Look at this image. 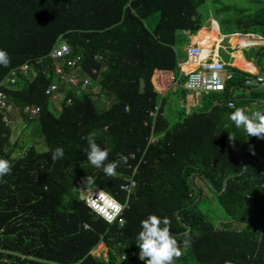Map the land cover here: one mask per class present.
<instances>
[{
  "label": "trees",
  "instance_id": "trees-1",
  "mask_svg": "<svg viewBox=\"0 0 264 264\" xmlns=\"http://www.w3.org/2000/svg\"><path fill=\"white\" fill-rule=\"evenodd\" d=\"M206 1L0 0V49L10 60L0 66V86L31 66L15 87L0 89L17 107L13 122L22 117L26 127L37 124L47 147L40 152L32 145L16 157L20 143L12 144V128L0 122V158L12 169L0 177V264H143L122 258L139 251L135 237L149 214L169 219L182 247L174 264L189 256L196 264H264V139L247 137L227 118L236 108L264 110V87H246L249 75L230 68L236 75L224 93L203 97L199 112L184 110L172 125L165 98L173 91L161 96L152 84L157 71L183 79L178 35H198V10ZM261 10L256 24L245 23L239 34L257 24L264 28ZM156 13L160 20L152 31L146 21ZM60 43L70 47L67 59L81 58L79 74L99 71L93 83L105 103L92 93L69 92L72 104L53 112L46 91L56 81L50 55ZM96 54L105 58L104 72ZM32 106L41 109L35 119L24 114ZM93 132L96 143L109 149L108 161L127 158L118 175L107 177L87 162L85 137ZM56 147L64 156L52 161ZM130 179L137 186L127 197L121 186ZM197 180L212 195L214 215L200 208L206 188ZM82 188L100 189L122 204L128 199L124 223L120 217L108 224L94 214L80 199ZM219 219L229 224L219 227ZM101 244L107 260L93 256Z\"/></svg>",
  "mask_w": 264,
  "mask_h": 264
},
{
  "label": "built area",
  "instance_id": "built-area-1",
  "mask_svg": "<svg viewBox=\"0 0 264 264\" xmlns=\"http://www.w3.org/2000/svg\"><path fill=\"white\" fill-rule=\"evenodd\" d=\"M183 36H188V32H181ZM179 34V35H180ZM178 35V37H179ZM235 37H238L236 35ZM244 38H247V41H252L251 38H255V36L248 35ZM261 39V38H260ZM224 40L222 39L221 43ZM219 44V42H218ZM219 46V45H218ZM245 48H250V45H246ZM70 47L68 44H61L57 46L51 53L50 58L53 60L54 67V75L56 78L55 83L51 84L47 91L46 95L50 98L53 109L57 111L60 108H63V105L70 106L72 104V99L67 98V94L69 92L79 93H98V88L95 87L93 83V77L99 75V71L97 69H91V74H79L77 70L80 68L81 58H76L74 60H69L67 57L70 54ZM186 56L188 58V63L190 62L195 66V70L190 71L186 74L182 72V78H185L184 84H182L181 77H176V75L171 71H157L153 78L152 84L156 90V92L161 96H166L168 92L176 91L177 89H184L188 94H191L194 98L193 106L196 107L203 97L212 94H222L226 90V86L230 83L234 76L235 72L230 71V68H235L238 71L243 72L241 69L224 63L220 60L219 56V47H215L213 50L206 51L204 47L198 45H190L186 49ZM93 59L102 65V70L105 71L107 69L105 58L101 54L94 55ZM31 66L26 64L13 72L0 86L8 89H12L15 87L17 83L16 77L18 75L22 77H27L30 75ZM76 72V73H75ZM85 75V76H83ZM260 77H264L261 75H251L247 77L245 86L249 88L253 87H264V80L260 79ZM197 101V102H196ZM229 108L234 107V103H229ZM17 110L16 105L10 99L8 94L0 89V122L5 123L7 127H13V116L15 115ZM160 108L157 107L155 111L150 113L152 118H156L159 114ZM41 109L39 107H26L24 110V114L29 118L35 119L40 116ZM189 112V111H188ZM152 144L157 142V138H151L150 141ZM130 182L121 186V191L127 194V197L133 192L136 188V182L133 179L129 180ZM97 191L101 190H84L82 191L81 200L87 205L86 200H90L93 194ZM117 200V199H116ZM118 201V200H117ZM119 202V201H118ZM125 203H127L128 208V199H126ZM88 207V206H87ZM89 208V207H88ZM125 209L113 220L115 223L123 214ZM109 224V223H108ZM103 247V244L100 246ZM138 252H132L128 255L127 259L123 257L122 259L129 260L132 263H139L141 260L138 259Z\"/></svg>",
  "mask_w": 264,
  "mask_h": 264
},
{
  "label": "clouds",
  "instance_id": "clouds-1",
  "mask_svg": "<svg viewBox=\"0 0 264 264\" xmlns=\"http://www.w3.org/2000/svg\"><path fill=\"white\" fill-rule=\"evenodd\" d=\"M209 31L211 32V30ZM236 35H238L239 38L252 35L256 38L264 39V36H256L250 34V32L248 34L235 33L231 36L235 37ZM231 38L232 37L228 36L223 38V40L225 42ZM244 39L247 40V38ZM61 44L63 43H60L59 45ZM9 63L10 60L8 53L5 50L0 49V66L7 67ZM255 74L256 69L253 68L251 75L256 76ZM260 79L264 80V77H260ZM54 112L57 111L54 110ZM227 118L230 122H232L236 129L245 133L247 137L253 136L257 139H264V110H257L249 114L246 108H236L234 111L228 113ZM95 136L96 133L93 132L89 133V135L85 137L88 144V148L85 152L87 162L96 169H100L107 177H114L118 175L116 169L121 162L126 163L127 158L121 155L119 160L108 161L109 149L100 147L95 141ZM63 156L64 149L62 147H56L51 152L52 161L63 158ZM11 171L12 169L9 161L0 158V177L10 174ZM83 183L86 186L91 184L92 177H87ZM84 190L100 189L82 188L80 190V199L82 197V191ZM86 203V206H88L94 214L98 215L109 224H111L113 220H115L116 217L119 216V214L127 207V203L122 204L118 202L109 193L102 190L95 192L90 200H86ZM71 210L72 209H69V211ZM120 223H124L123 217L120 218ZM169 225L170 221L167 217H161L155 214H149L145 218L141 219L139 231L135 237V245L139 249L138 259L143 261V264H174L175 258H179L182 255V247L178 245L177 240L171 234ZM189 244L190 240L188 239H185L182 242L183 247H187ZM125 259H127L126 256Z\"/></svg>",
  "mask_w": 264,
  "mask_h": 264
},
{
  "label": "rangeland",
  "instance_id": "rangeland-1",
  "mask_svg": "<svg viewBox=\"0 0 264 264\" xmlns=\"http://www.w3.org/2000/svg\"><path fill=\"white\" fill-rule=\"evenodd\" d=\"M264 8V0H207L205 5L201 7L198 12L200 15L201 25L203 28H206L208 31L211 29L212 21L215 20L219 24L220 28V36H231L235 33H245V29L243 28L245 23H249L251 25L256 24L254 23V18L257 14H259ZM160 20V13H156L152 15L150 18L147 19L146 24L150 30H155L157 24ZM263 27L257 26L249 28L250 34L256 35V36H264ZM208 34H205L203 36V40L205 43V50L210 51V47L213 45V37H208ZM202 37V34L199 35L198 40ZM181 36L179 37V40H181ZM232 45L240 44H254L257 43L255 41H247L244 38H231ZM225 47H228L229 50H231L230 45L228 44L227 40L224 44ZM221 55L228 60L227 56L229 54L221 50ZM262 52L261 48H252L250 50H244V54L247 59H250L251 61H255L258 57V55ZM261 63L259 64L260 68L264 65V58L261 59ZM256 69V67H254ZM257 72V69H256ZM85 76V75H83ZM182 84L185 82V78L182 79ZM94 96L97 99L101 100V103H105L104 97L99 96L98 93H95ZM197 102V101H196ZM107 104V103H106ZM204 104V103H203ZM201 109L200 102L196 106V109H194L192 112L197 111L199 112ZM53 112L54 109L52 108ZM58 112H61V109L58 110ZM166 116L168 117L170 123L176 124L179 122L180 115L183 113V110L180 108V106L173 102L171 103L167 109H166ZM188 112V111H187ZM187 115V113H185ZM18 119L16 122H14V128L13 130V136H12V144L16 142L20 143V146L22 148V151L17 154L16 157L23 154L25 149L29 148L30 146H35L38 151L45 152L47 150V147L45 146L43 138L40 137V127L36 124L31 127H26V122H23V118ZM29 124V123H28ZM151 138L156 139V136H152ZM22 140V141H21ZM197 185L200 186H206L203 185L202 182L197 180ZM207 187V186H206ZM205 187V188H206ZM200 208H202L203 211L209 212L211 215H214L217 211V207L215 206V203L213 202L212 195L210 194V191L208 188L204 190L203 194V201L200 205ZM229 221L225 219H219L217 221V226H225L228 225ZM99 249V248H98ZM94 251L93 255L95 258H100L107 260L108 258V249L104 246L101 248V250ZM180 264H196L195 257L189 256L186 261H182Z\"/></svg>",
  "mask_w": 264,
  "mask_h": 264
},
{
  "label": "crops",
  "instance_id": "crops-1",
  "mask_svg": "<svg viewBox=\"0 0 264 264\" xmlns=\"http://www.w3.org/2000/svg\"><path fill=\"white\" fill-rule=\"evenodd\" d=\"M215 29L217 30L216 33H214L213 31H215ZM211 32L208 31L206 28H202L200 30V32L198 33L197 36H183L182 34L179 35V37L181 36V40H179L178 38V45H177V55H178V66L179 69H181V71H183L184 74L190 72L191 70L193 71V69L195 68L194 65H192L190 62L188 63V58L186 56V49L188 46L190 45H198L201 47H205V43L203 40V36L204 34H208L207 36L213 37V45L212 47H210V49H214L215 47H219V56H220V60H222L224 63L229 64V65H233L239 69H241L243 72L247 73L249 76H251L252 74V69L254 67H256L257 72L255 75H262V71H264V65L262 68H260L259 64L261 63V59L264 58V39L263 38H251L252 41H255L257 43L254 44H250V48H245V46L247 44L243 43L240 44L238 43L237 45H232L231 43V39L227 40L228 44L231 47V50L228 49V47H225L224 44L225 42L221 43L223 38H226L225 36H220V28H219V24L213 20L212 21V25H211ZM202 34V37L198 40L199 35ZM233 37V36H230ZM219 42V44H218ZM219 45V46H218ZM252 48H261L262 52L258 55L257 59L255 61H251L250 59H247L245 54H244V50H250ZM221 50L226 51L229 56H227L228 60L225 59L222 55H221ZM250 73V74H249ZM237 94H239V91L236 92ZM242 94V92H241ZM167 99V105L165 107V109H167V107L173 103L176 102L180 108L184 111H193L194 107L193 103L194 98L191 94H188L184 89H177L176 91H173L172 93H169L167 95V97L165 98Z\"/></svg>",
  "mask_w": 264,
  "mask_h": 264
},
{
  "label": "bare ground",
  "instance_id": "bare-ground-1",
  "mask_svg": "<svg viewBox=\"0 0 264 264\" xmlns=\"http://www.w3.org/2000/svg\"><path fill=\"white\" fill-rule=\"evenodd\" d=\"M205 35V34H204Z\"/></svg>",
  "mask_w": 264,
  "mask_h": 264
}]
</instances>
